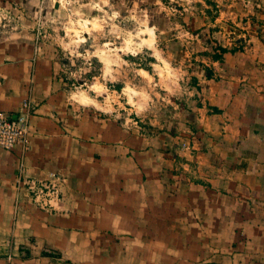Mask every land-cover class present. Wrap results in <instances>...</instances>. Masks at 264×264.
Instances as JSON below:
<instances>
[{"label":"crops","instance_id":"obj_1","mask_svg":"<svg viewBox=\"0 0 264 264\" xmlns=\"http://www.w3.org/2000/svg\"><path fill=\"white\" fill-rule=\"evenodd\" d=\"M258 18L244 51L241 40L222 45L219 58L192 70L188 150L76 104L52 56L0 36V111L14 116L26 99L34 106L30 147L0 149V264H264ZM54 175L64 182L46 210L17 188Z\"/></svg>","mask_w":264,"mask_h":264},{"label":"rangeland","instance_id":"obj_2","mask_svg":"<svg viewBox=\"0 0 264 264\" xmlns=\"http://www.w3.org/2000/svg\"><path fill=\"white\" fill-rule=\"evenodd\" d=\"M8 4L0 8V36L28 39L32 47L52 56L72 101L117 114L123 124L124 118L137 121L167 138L172 149L185 143L188 102L197 99L192 70L220 53L222 45L246 41L248 34L261 29L257 19L264 14V0ZM244 46L243 42L239 50Z\"/></svg>","mask_w":264,"mask_h":264},{"label":"built area","instance_id":"obj_3","mask_svg":"<svg viewBox=\"0 0 264 264\" xmlns=\"http://www.w3.org/2000/svg\"><path fill=\"white\" fill-rule=\"evenodd\" d=\"M33 110V104L26 99L14 116L5 115L0 111V149L12 151L20 147L25 151L30 147ZM182 148L188 150L190 145L182 143ZM63 182L64 178L58 175H54L51 180L26 178L18 180L17 188L24 190L38 208L46 210L50 207L51 200L60 195Z\"/></svg>","mask_w":264,"mask_h":264},{"label":"bare ground","instance_id":"obj_4","mask_svg":"<svg viewBox=\"0 0 264 264\" xmlns=\"http://www.w3.org/2000/svg\"><path fill=\"white\" fill-rule=\"evenodd\" d=\"M83 101H84L85 103H88V104H92V105H94V102H93L91 99H89V98H84Z\"/></svg>","mask_w":264,"mask_h":264},{"label":"trees","instance_id":"obj_5","mask_svg":"<svg viewBox=\"0 0 264 264\" xmlns=\"http://www.w3.org/2000/svg\"><path fill=\"white\" fill-rule=\"evenodd\" d=\"M220 50H221V52H226L227 51V49H225V48H221ZM213 57L215 59L219 58V56H217V55H213ZM206 71H207V69H206Z\"/></svg>","mask_w":264,"mask_h":264}]
</instances>
